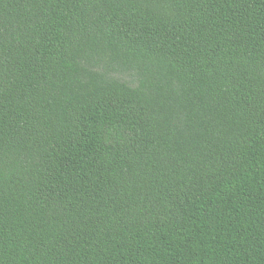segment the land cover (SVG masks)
<instances>
[{"label": "trees", "instance_id": "1", "mask_svg": "<svg viewBox=\"0 0 264 264\" xmlns=\"http://www.w3.org/2000/svg\"><path fill=\"white\" fill-rule=\"evenodd\" d=\"M0 264H264V0H0Z\"/></svg>", "mask_w": 264, "mask_h": 264}]
</instances>
